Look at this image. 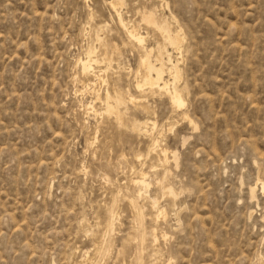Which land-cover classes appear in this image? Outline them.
<instances>
[{
    "label": "rangeland",
    "instance_id": "1",
    "mask_svg": "<svg viewBox=\"0 0 264 264\" xmlns=\"http://www.w3.org/2000/svg\"><path fill=\"white\" fill-rule=\"evenodd\" d=\"M109 1L0 0V264H264V0Z\"/></svg>",
    "mask_w": 264,
    "mask_h": 264
},
{
    "label": "bare ground",
    "instance_id": "2",
    "mask_svg": "<svg viewBox=\"0 0 264 264\" xmlns=\"http://www.w3.org/2000/svg\"><path fill=\"white\" fill-rule=\"evenodd\" d=\"M119 4L120 5L122 4L121 0H111V2H110V5L116 11V13L118 14V17L120 16L119 19H120V22L122 23L123 20H122V17H121ZM144 17L150 22L152 20H154L153 19L154 18V14L153 13H145ZM166 25H168V24H166ZM122 26H123V23H122ZM131 26L129 28H126V31H127V34H128V38H130L132 40V42L134 41V42L142 45L145 37L136 29V27H134V26L131 27ZM168 28L169 27L162 26V27H160V30L168 36V38L171 40L172 43L179 44L180 41H181V36L178 34L175 38L172 37V35L170 34V30ZM166 35H165V37H166ZM96 39L99 41V44L101 46L100 49L103 48L104 49V53L106 55H109V58H110L112 56L113 49L115 47L109 45L107 43V41H105L103 38H101L98 34L96 35ZM98 50L99 49L96 48L94 50V53H97ZM151 54H152V49L147 51V54L141 57L140 64L143 66V72L141 71V74H140L141 79L137 81L136 85L138 87H140L141 90L145 89V87H146V88L153 89V90H154V88H157V89H160V91H165L169 95L168 97H170V100L173 103V105H175L176 107H183V105L185 104V98H184V94H183V89H181L178 86H176V82H177L180 74L182 73L181 72V68L179 66V63H174L173 60H172L171 55L168 56L170 64H171V67L169 68V72L174 77V83H169L168 81H165L163 79V72L165 70L164 67L163 66H157L156 64H153L151 62ZM162 55H163V51L160 50L159 53H158V56L161 57ZM89 59H90V57H89ZM92 61L95 62L97 60L96 59H92ZM83 68H84L85 71L93 70L92 72H94V74H95V76L97 78L98 77L100 78L103 75L102 73L100 75L96 74L97 72L94 71V68L92 67V64H90L88 61H84L83 62ZM88 84H90V83H88ZM124 98H125L124 93H121L117 89L114 90V93H112V92H110L108 90L107 93H106V96H105V110L108 111L109 113H112L113 115H115V117L118 120H121V118H122L121 114H122L123 111L120 108V102ZM114 101H115V103H114ZM105 110H104V112H106ZM186 117H187V115H186ZM155 125H156V123H155ZM153 129H155V128H153ZM154 142H155V139H154ZM160 151L163 153L164 157L167 159L168 148H163ZM136 183L141 185L142 188H145V189L147 188L148 189L150 183L147 180V173L141 172L140 173V178H138ZM158 184H159V189H160V191L163 194H167L169 197L176 198V196H177L176 190L173 187L169 186L165 182V179L159 180ZM261 189H263V191H264V185H262ZM152 207L158 211L159 215L167 213L165 209H162L161 207H159L158 198L152 200ZM153 233H155V231H153ZM156 234H158V233H156ZM156 237H158V236H156ZM154 239H155V237L153 238V240ZM156 240H157V238H156Z\"/></svg>",
    "mask_w": 264,
    "mask_h": 264
}]
</instances>
